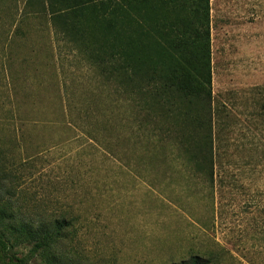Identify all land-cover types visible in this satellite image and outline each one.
Segmentation results:
<instances>
[{"label":"rangeland","instance_id":"1","mask_svg":"<svg viewBox=\"0 0 264 264\" xmlns=\"http://www.w3.org/2000/svg\"><path fill=\"white\" fill-rule=\"evenodd\" d=\"M50 1L0 0V197L14 215L73 219L63 264H264V0H210L213 185L76 50Z\"/></svg>","mask_w":264,"mask_h":264},{"label":"trees","instance_id":"2","mask_svg":"<svg viewBox=\"0 0 264 264\" xmlns=\"http://www.w3.org/2000/svg\"><path fill=\"white\" fill-rule=\"evenodd\" d=\"M48 3L53 24L123 90L118 92L138 111L139 120L158 123L168 136L176 134L184 156L213 185L210 0ZM14 210L0 197V264H63L65 253L59 249L73 219L36 226L20 221ZM22 246L29 248L27 254L18 253ZM178 264H212V255H192Z\"/></svg>","mask_w":264,"mask_h":264}]
</instances>
